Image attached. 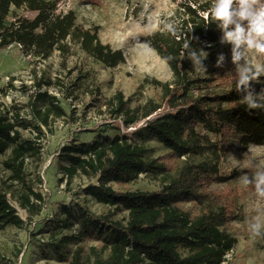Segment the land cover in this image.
<instances>
[{"label": "trees", "instance_id": "1", "mask_svg": "<svg viewBox=\"0 0 264 264\" xmlns=\"http://www.w3.org/2000/svg\"><path fill=\"white\" fill-rule=\"evenodd\" d=\"M214 0H179L166 23H174L175 36L163 27L149 34L145 42L163 58L172 70L171 81H159L162 89L160 101L148 99L131 107L130 98L117 91L109 100L110 112L118 124L136 128V132L152 137L170 151L151 157L144 142L130 140L129 134L98 136L91 143L64 147L67 164L63 172L67 177L83 173L97 176V183L83 188L84 193L96 201L120 209H145L151 221L143 224L135 219L126 223L112 220L108 215H94L84 210L80 219L79 236L103 238L112 246L111 255L103 259L95 256L92 264H215L237 242L219 227L236 219V214L225 211L209 212L219 199L232 194L213 188V183H223L240 175L231 170L223 174L220 156L228 154L234 144L225 141L219 148L209 138L208 132L236 135L237 149L245 151L250 145L264 144V110H250L236 91V81L225 89H204V81L193 73L191 60L185 58L184 44L202 47L217 44L222 33L212 18ZM21 9L20 13L13 10ZM13 15V20L9 16ZM74 10L63 12L59 0H0V48L18 43L27 54L48 57L55 48H65L68 37L80 43L88 54L113 67L126 60L123 49L113 48L101 41L97 27L84 28L76 23ZM257 92L264 88V77L254 83ZM204 89V90H203ZM32 121L12 117L0 107V154L9 152L3 161L10 172V183L0 185V226L23 227L25 220L10 202V193L19 204L31 213L41 209L42 195L35 191L27 177L25 158L38 152L34 139L22 138L20 128L33 126L42 132L52 118L66 115L55 95L47 90L34 91ZM41 103V105H39ZM199 127L205 132L198 130ZM208 148L213 160L196 157ZM153 172L161 175L162 184L156 190L116 191L109 182H129L139 174ZM19 187H15V184ZM183 202L201 206L200 213H187L171 207ZM65 213L72 210L64 206ZM57 224H63L61 219ZM63 226V225H62ZM101 234H104L101 237ZM68 236L57 243L60 249ZM196 248L188 256H181L178 247ZM85 247L78 244L70 254L68 264H88L84 259ZM96 254V252H95Z\"/></svg>", "mask_w": 264, "mask_h": 264}, {"label": "rangeland", "instance_id": "2", "mask_svg": "<svg viewBox=\"0 0 264 264\" xmlns=\"http://www.w3.org/2000/svg\"><path fill=\"white\" fill-rule=\"evenodd\" d=\"M177 1L59 0L61 11L72 9L76 12L77 24L84 28L97 27L102 42L123 49L126 60L113 67L88 54L71 37L65 40V48H55L48 57L27 54L16 42L0 48V107L4 111H9L12 117H24L34 124L33 95L38 89L55 95L58 104L66 111L64 116L52 118L49 125H42L40 133L33 126L20 128L22 138L34 139L39 144L40 151L27 154L25 164L34 190L42 195L41 209L38 213H31L8 194L25 224L21 228L0 226V264H68L71 251L78 244L84 245V259L88 264L93 263L96 255L108 258L112 246L103 238L79 236V221L84 210L94 215H108L110 219L123 223L131 219L143 224L150 223L151 217L145 209H118L84 193L85 186L97 183V176L79 173L72 178L67 177L62 168L68 163L64 147L91 143L98 136L122 133L129 134L133 142H144L151 157H159L170 151L154 138L139 135L135 129L141 124L128 128L118 124L111 115L109 100L117 91H122L126 98H130L131 107L143 104L148 99L160 101L162 89L159 81H171L173 74L169 64L145 39L163 27ZM20 12L21 9L13 10V13ZM9 19L13 20V15ZM209 44L212 46L207 47ZM202 47L209 53L204 61L207 71L193 69V73L205 79L203 83L207 88L204 89H225L235 81L232 75H228L229 72L235 75V65L231 59L232 45L219 41L217 44L206 43ZM220 53L226 56L223 68L215 66ZM198 130L205 132L202 127ZM208 135L219 148L227 140L234 144L228 154L220 152L223 174L231 170L241 174L252 168L254 159H264V144L250 145L247 150L240 151L235 134L229 136L208 132ZM9 152L0 154V185L3 187L5 183H10V172L3 165ZM199 158L214 159L208 148L196 157ZM237 178L212 184L213 188L226 193L231 191L232 194L219 198L209 212H237L238 217L219 225L222 231L236 237L237 242L215 264H264V238L252 237L248 230L249 219L254 213L251 209L246 210L245 205L253 199L254 192L252 188L241 185ZM161 184V175L153 172L141 173L129 182H109L116 191L156 190ZM15 187L19 185L16 183ZM64 206L71 208L72 216L65 213ZM171 207L192 214L202 210L194 202ZM256 208L259 209L260 205H256ZM59 219L63 224H57L56 220ZM64 236L69 237L68 241L56 249ZM178 251L181 256H188L197 249L179 245Z\"/></svg>", "mask_w": 264, "mask_h": 264}, {"label": "clouds", "instance_id": "3", "mask_svg": "<svg viewBox=\"0 0 264 264\" xmlns=\"http://www.w3.org/2000/svg\"><path fill=\"white\" fill-rule=\"evenodd\" d=\"M211 14L222 33L220 43L232 45L235 75L231 72L228 75L235 78L241 101L250 110H264V88L257 92L253 87L264 77V0H214ZM164 29L173 36L177 34L174 23H166ZM192 40L199 38L192 36L191 41L184 44L186 55L182 59L191 60L195 71H207L204 61L209 53L203 47H193ZM225 64V54H218L215 66L223 68ZM237 179L254 192L253 199L245 205L246 210L251 209L254 213L249 219V233L252 237L264 238V159H254L252 168L242 171Z\"/></svg>", "mask_w": 264, "mask_h": 264}]
</instances>
